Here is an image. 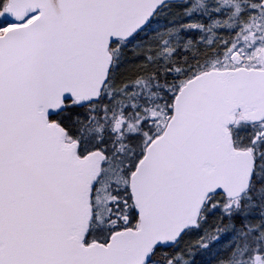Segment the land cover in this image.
Returning a JSON list of instances; mask_svg holds the SVG:
<instances>
[{"label": "snow or ice", "instance_id": "6c2138e0", "mask_svg": "<svg viewBox=\"0 0 264 264\" xmlns=\"http://www.w3.org/2000/svg\"><path fill=\"white\" fill-rule=\"evenodd\" d=\"M0 264H264V0H0Z\"/></svg>", "mask_w": 264, "mask_h": 264}]
</instances>
